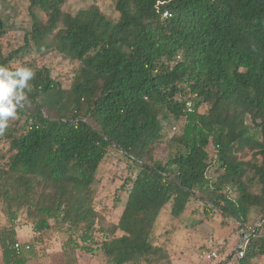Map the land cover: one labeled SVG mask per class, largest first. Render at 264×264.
<instances>
[{"label":"trees","instance_id":"trees-1","mask_svg":"<svg viewBox=\"0 0 264 264\" xmlns=\"http://www.w3.org/2000/svg\"><path fill=\"white\" fill-rule=\"evenodd\" d=\"M66 1L28 0L24 44L7 54L0 45V65L36 73L29 102L0 135L1 264L40 261L57 235L60 258L80 252L106 264H162L169 255L156 239L161 215L181 219L195 201L250 234L236 264H259L264 0H115L116 17L97 4L65 11ZM2 5L0 40L9 31ZM34 50L77 61L69 85L26 59ZM173 123L180 125L171 134ZM112 148L137 168L121 185L131 183L117 221L91 193ZM22 216L31 221L29 248L18 237Z\"/></svg>","mask_w":264,"mask_h":264},{"label":"rangeland","instance_id":"rangeland-1","mask_svg":"<svg viewBox=\"0 0 264 264\" xmlns=\"http://www.w3.org/2000/svg\"><path fill=\"white\" fill-rule=\"evenodd\" d=\"M92 4H97L107 15L112 17L118 15L115 0H67L63 9L75 13ZM28 6V0H3L1 13L9 25V31L0 40L4 54L24 44L26 32L32 26ZM26 59L35 61L40 66H49L53 75L63 80L65 85H69L73 71L78 65L77 61L72 62L65 59L55 51L38 53L34 50L32 54L26 56ZM172 125L171 134L178 131L180 124L173 123ZM166 141L165 138L158 145L160 155L164 154ZM136 172L137 168L115 148L109 151L100 165L91 186V193L94 204L98 209L106 212L109 220H118L131 183H127L124 188H121V185L127 177H134ZM203 208V203L192 202L181 219L171 218L168 210L163 212L159 219L156 239L158 244L165 247L169 260L163 259L162 264H236L233 258L238 252L239 242L242 239V231L239 230L238 222L224 217L217 210H213L211 215H205ZM258 216L257 210L252 211L249 221H255ZM30 222L22 216L17 226L19 241L22 243H29L32 240ZM4 223H6L5 216L0 212V225ZM61 245L60 235L55 236L44 246L43 256H40L41 260L33 259V264H106L100 254L92 256L78 252L68 253L66 259L60 258ZM212 251H216L218 257L209 260L206 255ZM258 261L259 264H264V257L259 258Z\"/></svg>","mask_w":264,"mask_h":264},{"label":"clouds","instance_id":"clouds-1","mask_svg":"<svg viewBox=\"0 0 264 264\" xmlns=\"http://www.w3.org/2000/svg\"><path fill=\"white\" fill-rule=\"evenodd\" d=\"M35 75V70L28 66L10 69L0 65V135L9 127V120H14L18 110L29 102L30 82Z\"/></svg>","mask_w":264,"mask_h":264},{"label":"built area","instance_id":"built-area-1","mask_svg":"<svg viewBox=\"0 0 264 264\" xmlns=\"http://www.w3.org/2000/svg\"><path fill=\"white\" fill-rule=\"evenodd\" d=\"M168 14V12H166L165 13V15H167ZM187 105H188V107H190L191 108V102H188L187 103ZM259 224H260V222H258V223H256L255 224V228H257L258 226H259ZM241 231H242V239H243V241H242V243H241V245H240V247H239V255L241 256V255H243V246L245 245V242L247 241V239L250 237V234L249 233H245V231H244V229L242 228L241 229ZM14 247H15V249L17 250V251H20L21 250V248H22V244L19 242V241H17L16 243H15V245H14ZM25 247L26 248H29L30 247V244H26L25 245ZM207 258L209 259V260H211V259H216L217 257H218V253L216 252V251H212V252H210V253H208L207 255Z\"/></svg>","mask_w":264,"mask_h":264},{"label":"water","instance_id":"water-1","mask_svg":"<svg viewBox=\"0 0 264 264\" xmlns=\"http://www.w3.org/2000/svg\"><path fill=\"white\" fill-rule=\"evenodd\" d=\"M242 241H243V239H241V240H240L238 248L240 247V245H241Z\"/></svg>","mask_w":264,"mask_h":264}]
</instances>
